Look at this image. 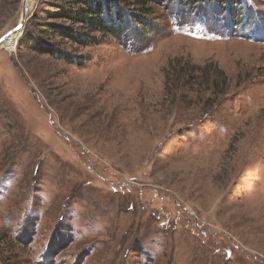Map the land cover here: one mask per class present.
Wrapping results in <instances>:
<instances>
[{
    "label": "rangeland",
    "instance_id": "rangeland-1",
    "mask_svg": "<svg viewBox=\"0 0 264 264\" xmlns=\"http://www.w3.org/2000/svg\"><path fill=\"white\" fill-rule=\"evenodd\" d=\"M225 1L151 0L77 66L18 46L33 0L0 46V264H264V0Z\"/></svg>",
    "mask_w": 264,
    "mask_h": 264
},
{
    "label": "trees",
    "instance_id": "trees-1",
    "mask_svg": "<svg viewBox=\"0 0 264 264\" xmlns=\"http://www.w3.org/2000/svg\"><path fill=\"white\" fill-rule=\"evenodd\" d=\"M150 3L151 0H41L37 14L32 15L31 23H26L17 44L83 66L88 58L75 54V47L97 45L108 36L124 37L136 25L145 29ZM129 5L136 6L139 12L128 11ZM185 68L194 70L187 63ZM221 82L225 84V76Z\"/></svg>",
    "mask_w": 264,
    "mask_h": 264
},
{
    "label": "bare ground",
    "instance_id": "bare-ground-1",
    "mask_svg": "<svg viewBox=\"0 0 264 264\" xmlns=\"http://www.w3.org/2000/svg\"><path fill=\"white\" fill-rule=\"evenodd\" d=\"M33 5V0H25L21 4V16H22V11L24 9L25 13L27 14V8H31ZM21 17L19 18L20 21ZM19 32H12L11 34L7 35L4 40L0 43V46L4 47L5 49L11 50L13 49L12 46L15 44V40L18 37Z\"/></svg>",
    "mask_w": 264,
    "mask_h": 264
},
{
    "label": "water",
    "instance_id": "water-1",
    "mask_svg": "<svg viewBox=\"0 0 264 264\" xmlns=\"http://www.w3.org/2000/svg\"><path fill=\"white\" fill-rule=\"evenodd\" d=\"M25 0H22V2H24ZM27 14L25 13L24 9L22 11V16H21V19L20 21L17 23V25L13 28H11L10 30H8L5 34H3L1 37H0V43L4 40V38L11 34L12 32H19V34L22 33L23 31V28H24V25H25V22L27 20Z\"/></svg>",
    "mask_w": 264,
    "mask_h": 264
}]
</instances>
